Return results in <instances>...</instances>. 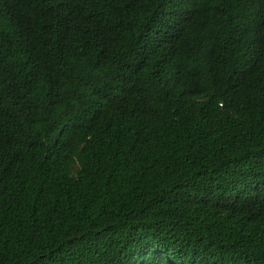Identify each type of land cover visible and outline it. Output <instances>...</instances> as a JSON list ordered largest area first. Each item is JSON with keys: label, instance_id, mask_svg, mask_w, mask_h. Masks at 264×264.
I'll return each mask as SVG.
<instances>
[{"label": "trees", "instance_id": "1", "mask_svg": "<svg viewBox=\"0 0 264 264\" xmlns=\"http://www.w3.org/2000/svg\"><path fill=\"white\" fill-rule=\"evenodd\" d=\"M0 264H264V0H0Z\"/></svg>", "mask_w": 264, "mask_h": 264}]
</instances>
